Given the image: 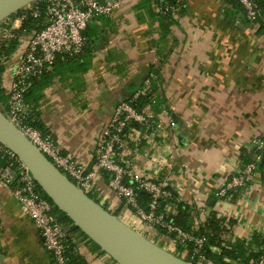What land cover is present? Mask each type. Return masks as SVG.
<instances>
[{"label": "crops", "instance_id": "1", "mask_svg": "<svg viewBox=\"0 0 264 264\" xmlns=\"http://www.w3.org/2000/svg\"><path fill=\"white\" fill-rule=\"evenodd\" d=\"M259 1L260 23L255 25L233 0H181L177 20L164 26L153 0H126L111 16L89 24L82 62L53 65L31 89L25 101L29 123L50 134L62 154L90 166L114 106L153 71L152 109L164 125L173 121L175 126L167 138L141 141L140 149H149L155 159L134 162V169L167 177L173 195L191 206L192 224L210 212L228 219L223 224L229 230L221 235L230 245L227 250L244 244L250 257L263 251L264 157L254 181L228 200L214 196L251 139L264 135V0ZM12 22L21 24L19 17ZM14 53L0 57L3 72L11 73ZM0 87L6 100L8 83ZM167 144L173 167L161 172L157 159L163 154L160 146ZM247 152L251 157L252 150ZM101 187L100 196L115 199L106 181ZM113 201L116 208L120 201ZM166 206L163 211L176 212L174 203ZM121 213L139 222L125 204ZM150 231L156 238V230ZM77 248L89 264L113 262L86 240ZM0 264H52L6 185H0Z\"/></svg>", "mask_w": 264, "mask_h": 264}, {"label": "built area", "instance_id": "2", "mask_svg": "<svg viewBox=\"0 0 264 264\" xmlns=\"http://www.w3.org/2000/svg\"><path fill=\"white\" fill-rule=\"evenodd\" d=\"M39 1L42 7H39L36 0L33 2L36 4L31 3L21 9L24 12L19 17L22 24L27 18V11L34 18H40L43 15L38 28L15 34L14 31L18 30L21 24L14 26L11 21L0 22V41L12 38H17L19 41L14 53L17 60L11 73L5 71L1 75V86L8 83L7 106L1 105L2 111L77 187L88 195L97 194L99 203L107 204L106 209L109 211L115 209L113 201L115 199L123 201L132 216L139 221L135 223L131 220L133 224L138 225L137 228L125 221L134 229L142 233L143 228L152 233L149 228L152 227L153 230L154 227L159 228L163 233L156 230L155 236L167 244L164 248L194 264H237L226 258L219 261L215 259L223 250L230 248L226 240L219 245H210L207 235L200 232L211 212L205 220H198L188 230L182 229L172 220L167 219L171 214L167 211H158L161 201H168L173 197V192L168 187L167 177H160L159 173H145L134 169V162L139 163L141 160H147L146 158L155 159L149 149H140L141 141L150 137L156 138L159 135L167 138V131L175 126L173 121L168 126L164 125L163 118L160 119L151 106L148 105L142 111H138L134 105L142 95L151 93L152 97L154 96L155 92H152V89H154L153 83L157 75L153 71L148 72L136 89L114 106L110 119L97 138L95 160L90 166L62 154L50 134H44L26 123L27 111L24 98L32 85V80L51 69L58 57H80L87 43L85 30L88 24L97 18L111 16L126 2V0ZM236 1L245 17L255 25L261 15L256 0ZM177 2L183 7L181 0ZM180 6H171L167 0H153L157 15H170V19L175 21ZM0 63L3 64L2 59ZM163 114L166 115L165 111ZM160 148L163 154L157 159L160 165L158 171L163 172L165 169L170 170L173 162L170 159L167 160L171 153L168 144ZM248 149L252 150L249 161L240 158L231 175L217 187L214 193L217 201L230 199L237 189L245 187L248 182L258 177L263 158L264 135L251 139ZM0 155L6 157V164L0 167V185L11 188L20 211L38 231L43 247L50 254L52 264H74L67 254L69 233L65 231L63 224L53 213V204L43 195L24 163L2 144H0ZM104 181L115 199L108 200L100 196L102 194H100V187ZM139 192L149 196L146 207L140 201ZM175 200L180 202L177 197ZM203 208L205 209V205L202 203L200 209L204 210ZM215 217L223 221L226 226L229 224L228 219L220 215ZM244 256L249 263L253 262V258L248 253ZM258 263L264 264V254L258 259ZM112 264L116 263L113 261Z\"/></svg>", "mask_w": 264, "mask_h": 264}, {"label": "water", "instance_id": "3", "mask_svg": "<svg viewBox=\"0 0 264 264\" xmlns=\"http://www.w3.org/2000/svg\"><path fill=\"white\" fill-rule=\"evenodd\" d=\"M35 1L0 0V22ZM0 144L24 163L43 195L67 217L65 231L77 227L116 264H194L158 245L77 187L1 108Z\"/></svg>", "mask_w": 264, "mask_h": 264}, {"label": "trees", "instance_id": "4", "mask_svg": "<svg viewBox=\"0 0 264 264\" xmlns=\"http://www.w3.org/2000/svg\"><path fill=\"white\" fill-rule=\"evenodd\" d=\"M167 2L171 6H178V5L180 6L181 5V4H178L177 0H167ZM256 2L258 3V5L260 4L259 0H256ZM233 3L237 4V1L233 0ZM32 4H36V3H32ZM38 4H39V7H42L41 1L38 0ZM183 8L184 7L180 6L179 13H181ZM22 12H24V11L20 10V11L16 12L15 14L11 15L9 18L13 19L16 16L20 17ZM26 13H27V18L25 20H23L20 28L18 30L14 31L15 34H20V33H22L23 30L29 31L32 28H38L40 26L43 15H41L40 18H34L33 16H31L29 14L28 11ZM158 17L160 18V20L164 26L168 25V24H172L175 22L174 19H172V18L170 19V15H164V16L158 15ZM258 19H259L258 23H260V18H258ZM89 24L85 30V35L87 36L86 46H88L89 41H90V36H91V32L89 30V27H90ZM261 29H262V27H261ZM18 44H19V41L17 38L16 39L12 38V39H9L7 41H0V57H4L5 55L9 54L10 52H12V53H13V51L15 52L16 48L18 47ZM84 51H85V49H84ZM83 54H84V52H83ZM83 54L80 57H67V58L66 57L65 58L64 57H58L54 63V66H56L58 64L61 65L64 63H67L70 65L72 63L82 62L84 60ZM3 70H4L3 64L0 63V84H1V75L3 73ZM47 75H48V72L44 71L39 78H36V79L34 78L32 80V85L25 95V98H24L25 101H26L27 95L29 94L31 89L36 85V83L40 80V78H43L44 76H47ZM136 87H137V85H134L133 89H136ZM4 90L5 89L0 87V106L1 105L7 106V99L6 100L4 99V98H6V96L4 94ZM152 92H155V90L152 89ZM155 97H156L155 95L152 97L151 93L146 94V95H142L137 99V101L134 105L136 106V109L138 111H142V109H144L148 105L153 108L155 105L154 102H156ZM152 100H154V102ZM4 109H5V107H4ZM25 121L29 125L33 126L32 124L29 123L28 115H27V118ZM243 154H245L243 156L244 161H249L250 157L248 156V152L245 151ZM263 157H264V150H263ZM5 164H6V157L0 155V167H3ZM102 192H103V187H100V194ZM90 197H92L93 199H95L98 202L100 201L97 194H95V195L90 194ZM139 198H140L142 205L144 207H146L147 202L149 201V196L144 192H139ZM171 203L175 204L176 212L174 214L169 215L167 219L172 220L174 224L181 227L182 229L188 230L191 227L192 222H193L191 220V211H190L191 206L186 204V203H183V202H177L175 200L174 195H173L172 199H169L168 201H161L159 203L158 211L165 210L167 207L166 205H171ZM103 206L105 208H107V204H103ZM123 207H124V202L120 201L119 205L115 209L114 208L110 209V211H112L115 215L118 216L121 213ZM53 213L56 215V218L60 223L64 224L65 222L68 221L67 217H65V215L63 213L59 212L55 207H53ZM150 230H153L152 227L150 228ZM154 230H158L159 232L163 233V231H161L157 227H154ZM228 230L229 229L223 224V221L216 219L215 214H211L207 218L206 223H205L204 227L201 228L200 232L207 235L208 241H209L208 243L210 245H219L222 242L221 235H224ZM68 237L69 238H68L67 254L70 258V261L74 264H89L86 261V259L83 257V255H81L78 252L79 250L77 248V244L80 242L81 239L86 240L89 243V245L90 244L92 245L93 249L102 253V251L99 249V247L95 243H93L86 235H84L75 226H71V232L69 233ZM78 239H79V242H77ZM261 240H262V243H264V237ZM263 247H264V245H263ZM245 248H246V246L244 244H241L239 247H236L235 249L233 248L232 250L225 249V250H223V252L219 256L215 257V259L218 261L221 259H224V258L229 259V260L230 259H238V260H240V262H242V264H259L258 259L261 257V255L264 254V249H263V251H260L261 253L260 252H256V253L253 252L252 256H251V258H253V262L249 263L248 259H246L244 256V254L246 252Z\"/></svg>", "mask_w": 264, "mask_h": 264}, {"label": "rangeland", "instance_id": "5", "mask_svg": "<svg viewBox=\"0 0 264 264\" xmlns=\"http://www.w3.org/2000/svg\"><path fill=\"white\" fill-rule=\"evenodd\" d=\"M15 18H18V16H16ZM12 18H9V19H6V21L7 22H12ZM14 23V22H13ZM120 218H122L124 221H126V222H129V224H132V226L134 227H138V225L137 224H133L132 223V219H130V218H128V217H131L130 215L128 216V217H125L124 215H123V213H120L119 215H118ZM140 230H141V228H139ZM142 233L146 236V237H148L149 239H151L152 241H154V242H156L157 244H159V245H161L162 247H164V246H167V244H165L164 242H161L160 240H158V239H156L153 235H152V233H150L148 230H143V228H142Z\"/></svg>", "mask_w": 264, "mask_h": 264}]
</instances>
